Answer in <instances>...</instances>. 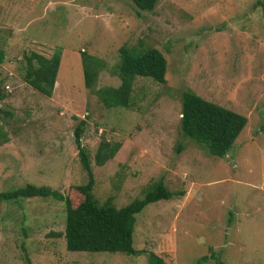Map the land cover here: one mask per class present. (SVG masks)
Segmentation results:
<instances>
[{
    "label": "rangeland",
    "instance_id": "rangeland-1",
    "mask_svg": "<svg viewBox=\"0 0 264 264\" xmlns=\"http://www.w3.org/2000/svg\"><path fill=\"white\" fill-rule=\"evenodd\" d=\"M264 0H0V192L27 184L69 194L87 175L91 193L122 207L161 182L174 196L135 215L138 255L69 252L64 206L52 198L0 202V264H264ZM122 46L157 49L165 82L135 77L128 107L105 108L83 85L80 53L104 67L94 90L118 87ZM60 54L50 97L23 80V56ZM185 90L246 124L224 156L179 129ZM118 144L94 161L100 143Z\"/></svg>",
    "mask_w": 264,
    "mask_h": 264
},
{
    "label": "trees",
    "instance_id": "trees-1",
    "mask_svg": "<svg viewBox=\"0 0 264 264\" xmlns=\"http://www.w3.org/2000/svg\"><path fill=\"white\" fill-rule=\"evenodd\" d=\"M140 11H151L156 0H131ZM261 10L264 21V2L256 3ZM2 54L0 53V60ZM119 63L116 74L120 80L118 87H104L94 90L97 75L104 67L98 58L80 53L83 85L100 100L105 108L128 107L132 81L135 77H146L163 84L165 82L166 61L155 48H136L122 46L119 48ZM24 82L43 96L50 97L59 66L60 54L54 51L47 58L36 52L24 54ZM4 94L0 89V101ZM246 118L234 111L206 101L191 91L185 90L180 96L179 129L183 136L196 143L204 144L213 156H224L246 124ZM83 121L80 120L73 129L72 136L77 150L79 163L87 175V182L82 186H73L69 194L61 193L47 187H35L27 184L22 188L0 192V202L19 198H52L64 206L65 225L63 239L65 249L69 252L85 253H121L127 256L138 255L133 248V229L135 215L148 204L169 200L174 194L161 182L152 184L141 198L116 208L111 199L99 203L93 198L91 189L94 184L87 154L80 144ZM118 149V144H99L94 156L97 166L111 159ZM201 257L196 264L202 263ZM150 264H165L160 258L150 254ZM216 264H223L215 260Z\"/></svg>",
    "mask_w": 264,
    "mask_h": 264
}]
</instances>
